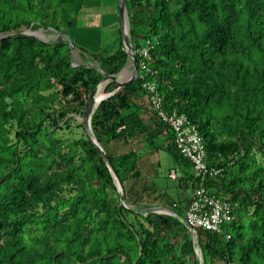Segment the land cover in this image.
<instances>
[{"label":"trees","instance_id":"obj_1","mask_svg":"<svg viewBox=\"0 0 264 264\" xmlns=\"http://www.w3.org/2000/svg\"><path fill=\"white\" fill-rule=\"evenodd\" d=\"M90 2L0 0V264H196L193 237L202 264H264V0H126L132 48L138 60L146 49L148 70L138 66L90 117L124 203L81 116L104 72H119L129 56L118 0L111 41L93 47L83 37L101 26L81 20ZM28 28L60 35H7ZM68 36L83 58L75 65ZM143 82L165 113L183 114L200 133L217 170L205 186L232 205L219 231L191 236L176 216L140 209L185 215L201 174ZM117 85L109 80L104 92ZM160 149L175 161L167 176L189 194L173 197L155 181Z\"/></svg>","mask_w":264,"mask_h":264},{"label":"built area","instance_id":"obj_2","mask_svg":"<svg viewBox=\"0 0 264 264\" xmlns=\"http://www.w3.org/2000/svg\"><path fill=\"white\" fill-rule=\"evenodd\" d=\"M140 52L142 58L140 57L141 59L138 60L137 66L140 69L148 70L145 62L146 49L142 48ZM142 85L150 92L151 104L157 109L160 117L174 128V142L179 151L184 156H187L194 163V167L201 173L198 184L192 194V199L186 208L185 218L193 228V232L199 227L219 231L220 223L229 221L232 218V205L229 201L220 199L210 193L205 186L206 174L215 173L217 170L208 167L204 161L205 149L200 133L195 127L188 124L183 114H167L160 108V96L152 82H143ZM193 241L195 251L200 254L195 237H193Z\"/></svg>","mask_w":264,"mask_h":264},{"label":"rangeland","instance_id":"obj_3","mask_svg":"<svg viewBox=\"0 0 264 264\" xmlns=\"http://www.w3.org/2000/svg\"><path fill=\"white\" fill-rule=\"evenodd\" d=\"M115 0H91L90 4L88 6H85L83 9V12L85 15H87V19L90 17L97 18L103 15L102 17V23L101 26H98L91 32H87L83 37H86V41L93 47H98L105 42H110L111 39L115 36L117 32V26H118V17L117 13L115 11ZM97 9V10H96ZM96 10V11H94ZM100 12V13H99ZM98 13L100 14L98 16ZM84 15V16H85ZM83 16V17H84ZM86 18H83V22H86ZM76 24L78 26L83 27L85 24ZM81 23V22H80ZM90 23V21H88ZM128 25V18L126 16L125 18V26ZM29 29V28H28ZM27 30V29H26ZM83 31H77V33H82ZM34 33L37 34L40 38L44 40H49L52 38H55L58 36L59 33L52 30H45L43 28H38L34 30ZM73 35L76 33H72ZM82 36L80 37H74L77 41V43H80L82 40ZM80 50L76 47H73L71 50V58L74 63L82 62L83 58L80 56ZM132 60L130 57H128L125 65L123 68L119 71L120 79L125 80L127 79L131 73H132ZM103 83V88H104ZM104 92V89H103ZM77 118H80L79 116H76ZM126 146L122 143L118 144L116 147L117 150H124ZM158 156L160 159V164L158 165L159 175L155 178V181L161 186L164 187V189L173 197H183L185 194L190 193V189L183 188V187H176V179L170 178L167 176V172L169 169H173L175 166V161L172 157V155L165 149H160L158 151ZM178 171V169H177ZM179 172V171H178ZM177 172V173H178Z\"/></svg>","mask_w":264,"mask_h":264},{"label":"water","instance_id":"obj_4","mask_svg":"<svg viewBox=\"0 0 264 264\" xmlns=\"http://www.w3.org/2000/svg\"><path fill=\"white\" fill-rule=\"evenodd\" d=\"M125 4H126V0H118L119 20H120L121 36H122V40H123V48L125 49V51L128 53V56L132 60V68H133L132 73L127 79L120 80L119 72L114 73V74H109V73L104 72L103 78L96 84V86L90 92V94L86 100L85 106H84L83 114L81 116V120H82L86 134L95 143L100 154L103 156L106 164L109 166L110 170L113 173V176H114L115 181H116L117 189L120 193V202L121 203H124V200H125V194L122 190L121 181L118 179L117 173L114 170L109 157L107 156L103 147L100 145V143L96 140V138L94 136V133H93L91 126H90V117H91V114L94 111L95 107L97 106V104L99 103V101L101 99H103V98L109 96L110 94H112L113 92L119 90L125 84L134 81L138 76V66H137L138 56H137V53L132 48V44H131L129 32H128V25H127V27L125 26V18L127 16ZM7 35L8 36H32V37L40 38L37 34L34 33V30H31V29L22 30V31L16 32V33H9ZM59 35L60 34H58V36ZM68 39L70 42V51H71L72 48L74 47V43L72 42V40L69 36H68ZM74 65H75V63H74ZM109 80H114L118 83L116 89L111 91V92H103L102 95H98L97 89H98L99 84L100 83H106ZM140 209L142 211H144L145 213L166 212V213L172 214V215L176 216L177 218H179L189 228L191 236L193 235V228L189 225L185 216L178 213L176 210H174L172 207H170L168 205L151 204V205L143 206ZM195 234L198 235V232L195 231ZM195 255H196V264H202V259H201L200 254L195 251Z\"/></svg>","mask_w":264,"mask_h":264},{"label":"crops","instance_id":"obj_5","mask_svg":"<svg viewBox=\"0 0 264 264\" xmlns=\"http://www.w3.org/2000/svg\"><path fill=\"white\" fill-rule=\"evenodd\" d=\"M97 10V9H96ZM96 10H94V11H96ZM97 12V11H96ZM100 13V12H99ZM98 13V16L100 15ZM85 13H83L82 15H81V20L83 21V18H86V22H83V23H88V21H90V23H88V24H91V25H98L99 23H102V17H103V15L101 14V16H99V17H97V18H93V17H89L88 19H87V15H85ZM84 16V17H83Z\"/></svg>","mask_w":264,"mask_h":264},{"label":"bare ground","instance_id":"obj_6","mask_svg":"<svg viewBox=\"0 0 264 264\" xmlns=\"http://www.w3.org/2000/svg\"><path fill=\"white\" fill-rule=\"evenodd\" d=\"M97 93H98V95H102L103 94V83L99 84L98 89H97Z\"/></svg>","mask_w":264,"mask_h":264}]
</instances>
